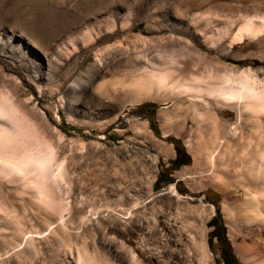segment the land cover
<instances>
[{"label":"rangeland","instance_id":"obj_1","mask_svg":"<svg viewBox=\"0 0 264 264\" xmlns=\"http://www.w3.org/2000/svg\"><path fill=\"white\" fill-rule=\"evenodd\" d=\"M213 80L264 92V0H0V264H219L216 212L236 264H264L220 168L264 109Z\"/></svg>","mask_w":264,"mask_h":264},{"label":"bare ground","instance_id":"obj_2","mask_svg":"<svg viewBox=\"0 0 264 264\" xmlns=\"http://www.w3.org/2000/svg\"><path fill=\"white\" fill-rule=\"evenodd\" d=\"M251 26V21H247L245 27H238V38L240 39L242 33L244 32H252L253 29ZM45 77L48 78L47 76ZM215 79L216 78L214 77V80ZM214 80L209 91L210 94L215 95L216 99L219 97L220 99L227 101L236 99L239 101L241 106L245 107V109L247 108L248 110H251L252 112L264 109V92L254 91V89L248 85L240 89H232L229 88V86H231L230 84L226 87V84L222 82L223 80L221 82H219L220 79L217 82H214ZM199 81L194 84L196 85L194 87L200 88L199 84L201 85V83ZM137 84L132 83L131 86L136 87ZM9 101L10 100L7 99L6 102H0V114L11 116L10 108L13 104ZM232 147L235 156H233L231 160L229 158V160L226 159L225 162L220 165V168L224 171V175L228 178V180H233L236 187L243 191L242 194L239 192L236 194L234 192L232 195V202L235 206L243 209V216L247 220L250 222L264 224V137L260 136L255 141H243L242 139H238L233 143ZM228 150L229 146L226 145L223 147L221 152L222 155L229 152ZM208 157V160L211 161L212 156ZM229 166H232V170L227 169ZM221 177L217 175L213 178L214 185L219 189L222 187L224 188V185L227 184V182H222ZM258 232V236H262L264 234L262 233V230H259ZM81 261V264H88L86 259H81Z\"/></svg>","mask_w":264,"mask_h":264},{"label":"trees","instance_id":"obj_3","mask_svg":"<svg viewBox=\"0 0 264 264\" xmlns=\"http://www.w3.org/2000/svg\"><path fill=\"white\" fill-rule=\"evenodd\" d=\"M153 117H151L150 119H149V125L151 126V127H153L154 126V121H153ZM167 139L170 141V140H172L173 141V146H174V150H176V152H175V154H174V156H171L169 159H168V165H167V168L168 169H170V168H174V167H176L177 165H180L181 163H185V162H187L188 161V156H189V154L187 153V151L184 149V147L183 146H181V145H179L178 144V138L177 137H175V136H172V135H170V136H168L167 135ZM160 176V173H159V175L157 176V180H161V178L159 177ZM166 179H167V181H170L171 179H173L171 176L170 177H166ZM163 181H165V178L163 179ZM217 215H218V213L216 212V213H214V214H212L211 215V217H210V219H212V222L215 220V219H213L214 217H217ZM220 232H221V239H223V235H222V233H223V229H225L224 227H223V224L221 225L220 224ZM213 231H214V229L213 228H211V230H210V233H213ZM223 245H224V247H225V249L227 250V251H229V253L231 254V257H233L234 259L236 258V257H234V254L232 253V251H231V247H230V244L229 243H222ZM219 264H221V260L219 259Z\"/></svg>","mask_w":264,"mask_h":264},{"label":"flooded vegetation","instance_id":"obj_4","mask_svg":"<svg viewBox=\"0 0 264 264\" xmlns=\"http://www.w3.org/2000/svg\"><path fill=\"white\" fill-rule=\"evenodd\" d=\"M220 222L218 219H215L212 223V228L214 229L213 233H210V236L215 239V241L218 243V257L221 260V264H236V261L233 257H231V254L229 251H227L224 247V245L220 244L221 241V232H220Z\"/></svg>","mask_w":264,"mask_h":264},{"label":"water","instance_id":"obj_5","mask_svg":"<svg viewBox=\"0 0 264 264\" xmlns=\"http://www.w3.org/2000/svg\"><path fill=\"white\" fill-rule=\"evenodd\" d=\"M158 187L156 186V182H153V189L156 190Z\"/></svg>","mask_w":264,"mask_h":264}]
</instances>
